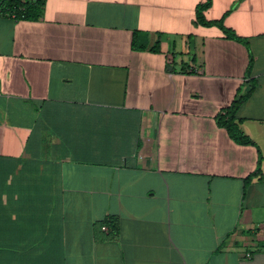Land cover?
<instances>
[{"label": "crops", "instance_id": "0c3cea01", "mask_svg": "<svg viewBox=\"0 0 264 264\" xmlns=\"http://www.w3.org/2000/svg\"><path fill=\"white\" fill-rule=\"evenodd\" d=\"M0 264H264V0L0 14Z\"/></svg>", "mask_w": 264, "mask_h": 264}, {"label": "trees", "instance_id": "16d2710c", "mask_svg": "<svg viewBox=\"0 0 264 264\" xmlns=\"http://www.w3.org/2000/svg\"><path fill=\"white\" fill-rule=\"evenodd\" d=\"M45 3V0H0V14L14 17V19H29L37 18L40 15L41 9ZM207 5H202V9ZM201 13V9H200ZM198 20L206 22L208 24L214 23L222 26V21L210 22L206 20L202 15L198 16ZM228 35L240 41H244L241 37H238L230 29L225 30ZM254 86L250 88L247 94L235 99L229 107H227L220 115V123L226 127L231 137L240 144H255V142L244 132L241 126V119L238 117V111L242 104L250 97L253 92ZM259 168L247 178V181L254 175L258 174Z\"/></svg>", "mask_w": 264, "mask_h": 264}, {"label": "built area", "instance_id": "2783aa9c", "mask_svg": "<svg viewBox=\"0 0 264 264\" xmlns=\"http://www.w3.org/2000/svg\"><path fill=\"white\" fill-rule=\"evenodd\" d=\"M14 18V17H13Z\"/></svg>", "mask_w": 264, "mask_h": 264}]
</instances>
